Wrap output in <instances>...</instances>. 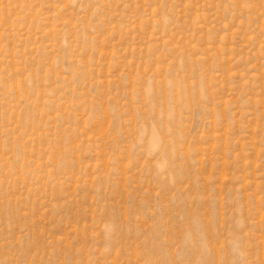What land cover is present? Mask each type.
<instances>
[{
	"label": "rangeland",
	"instance_id": "obj_1",
	"mask_svg": "<svg viewBox=\"0 0 264 264\" xmlns=\"http://www.w3.org/2000/svg\"><path fill=\"white\" fill-rule=\"evenodd\" d=\"M0 264H264V0H0Z\"/></svg>",
	"mask_w": 264,
	"mask_h": 264
}]
</instances>
